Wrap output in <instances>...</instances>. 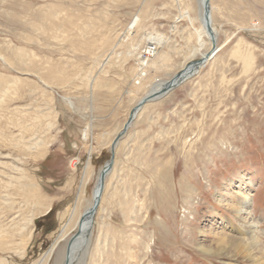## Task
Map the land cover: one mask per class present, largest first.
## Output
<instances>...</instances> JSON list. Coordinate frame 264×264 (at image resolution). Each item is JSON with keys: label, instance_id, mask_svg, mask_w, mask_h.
Listing matches in <instances>:
<instances>
[{"label": "rangeland", "instance_id": "374dc122", "mask_svg": "<svg viewBox=\"0 0 264 264\" xmlns=\"http://www.w3.org/2000/svg\"><path fill=\"white\" fill-rule=\"evenodd\" d=\"M197 2L0 0V78L18 80L7 91L0 82V192L20 178L0 200V264H36L64 233L42 263L57 264L87 167L77 216L134 106L208 51H198L197 21L178 20L187 8L197 18ZM212 5L215 56L151 101L120 140L71 264H264V0ZM153 41L158 53L144 61ZM241 202L247 213L236 215L230 206ZM251 224L252 259L235 251L251 242ZM220 241L233 245L218 250Z\"/></svg>", "mask_w": 264, "mask_h": 264}, {"label": "bare ground", "instance_id": "6f19581e", "mask_svg": "<svg viewBox=\"0 0 264 264\" xmlns=\"http://www.w3.org/2000/svg\"><path fill=\"white\" fill-rule=\"evenodd\" d=\"M198 4V15H197V18L194 17V14H193V11L191 8H187L185 9L184 11H182V13L180 14L178 20H185V21H188L190 23V25L193 27L194 25L196 26V21L197 23L200 25V30L197 31V42L199 43L198 46V51H202V49H208V53L206 52V54H204V52L200 53L201 55V58L203 57H207V55L209 54V56L206 58V62L203 66L206 65L207 61L214 57L215 53L217 52V39H218V30L214 27V21H213V15H212V11L214 9L213 5H212V0L209 1V7H210V22H211V28H212V34L210 35L206 29V24H205V15H204V12H205V5H206V1L205 0H198L197 2ZM216 40V49L215 51H212V48H213V40ZM160 43L157 42V41H153L151 42L147 47L149 48L150 46L151 47H155L154 49L156 51H154V55L153 57L151 58H148L147 60H144V61H148L152 58H155L157 53H158V50H159V45ZM146 47V49H148ZM146 49L143 51V53L145 54L146 53ZM150 50V48H149ZM211 52V53H210ZM26 53L23 54V56L25 57ZM29 55V54H28ZM214 55V56H213ZM249 58V56H247V59ZM7 61V60H6ZM195 62V61H193ZM193 62H190L188 63L184 69L180 72L182 73L184 70H187L186 68L189 67V65H192ZM23 64V63H22ZM28 65V64H27ZM25 66V65H23ZM200 67V68H202ZM199 68V69H200ZM199 69H194L190 74H187L186 75V79H189L190 77H192L194 74H196L198 72ZM191 69L189 68V70H187V72H190ZM179 73V74H180ZM146 75L147 73L145 71H140L139 74L137 75V79H139L138 81V85H141L143 82V80L146 78ZM178 75V74H177ZM176 77V75L174 76ZM174 79V78H173ZM0 82H5V86L3 87V91H7V90H10L12 88H16V85H17V82L18 80L17 79H3V78H0ZM171 81L169 82H161V83H157L156 86H153L151 88V90L149 91V93L144 96L138 103L137 105L134 106V108H136L138 105H140V103H142L144 100L148 99L150 96H153L155 94H158L159 92L163 91L164 88H166V86L170 83ZM168 94V93H167ZM155 99V98H154ZM152 100H149L147 101L146 103L144 102L138 110L137 112L134 113L133 115V119H132V122H131V125L135 122V120L138 118L140 112L149 104L151 103ZM133 108V109H134ZM132 109V110H133ZM132 110L129 114V117H128V120L129 118L131 117V113H132ZM128 122V121H127ZM127 122L125 123V125L127 124ZM50 125V124H49ZM125 125L121 128V130L117 133L116 137L122 132V130L124 129ZM87 130V129H86ZM87 133V132H86ZM88 138V134L85 135L84 139L87 140ZM115 140V139H114ZM111 142V145L113 143V141ZM16 142V141H15ZM32 144V143H31ZM120 144V142H119ZM119 144L117 145L116 149L118 148ZM28 145H25V147L27 148V150H31L30 147H27ZM34 146V145H32ZM111 148V146H110ZM35 149V148H34ZM117 151V150H116ZM31 155V154H30ZM12 164V163H11ZM116 164V163H115ZM2 165V164H1ZM74 165V164H73ZM3 166H6V167H9L10 169L13 170L12 174L14 172H16L15 174H23V171L17 167L16 165H10V164H3ZM90 168V167H89ZM89 168L87 167V170L85 172V175L83 177V180H82V183L79 187V191H78V194H77V200H76V206L73 208V210L69 211L68 214H69V217H70V222L69 223H72L73 224V228L75 230L74 234L69 238V240L67 241V245H66V248H65V252L64 254L61 253V252H57V264H66L69 262V264H71L74 260H75V257L77 256V253L79 251H81L88 243V239H89V234H91V231L94 227V224H95V216L97 215V212L99 210V207L101 205V202H102V198H103V193H104V189H105V186L103 187V189L100 191L99 188H95V192L93 194V199H92V202L90 203V205L84 210V212L82 214H80L79 216L76 215V212H77V209H78V206L79 204L81 203V201L83 200L84 196H85V193H86V186H87V183H88V180H89V177H90V174H89ZM114 168V167H113ZM9 170V169H8ZM113 170V169H112ZM112 172V171H111ZM110 172V173H111ZM3 174H9V173H6L5 171L4 172H1ZM25 174V173H24ZM10 177V180L7 182V185L5 184L3 189H6L5 192H0V200L4 201V200H8V198L11 196V194L9 193V188L16 185L14 184V181L17 182L18 180H20L19 177H16V176H9ZM99 177V176H98ZM107 179V177H106ZM1 181V180H0ZM106 181V180H105ZM3 184V183H2ZM97 185V183H96ZM17 186V185H16ZM18 187V186H17ZM5 193V194H4ZM97 193L100 195V203H99V206L97 209H95V212L90 219H86V220H82L83 218V215L85 214V212L89 211L93 206H94V203H95V200H94V196L97 195ZM4 194V195H3ZM10 201V200H9ZM5 202V201H4ZM240 202V201H239ZM2 203V202H1ZM231 208L234 209V214L236 215H243V214H246V210L247 208L243 205V202H241V205L240 206H230ZM249 215V214H248ZM249 225V222L247 223ZM246 224V225H247ZM249 227V231H247V235L249 236V238L251 240V242H248L247 244H238L236 247H235V251H238V250H244L246 251V255H247V258H254L253 256V252L254 250L252 248H254V244L256 245L257 244V239L255 238L254 234H256V230H254L256 227H255V224H251ZM1 232V231H0ZM79 233L78 237L73 240V242H71L72 240V237ZM89 233V234H88ZM253 234V235H251ZM3 237V236H2ZM1 238V236H0ZM66 236L64 233L61 234L59 240L57 241V243L43 256L42 260L37 262L36 264H42L45 260H49L50 257L55 253L56 251V248H57V244L65 239ZM70 241L69 245H68V242ZM228 244H231L233 245L232 243H228L226 241H220L219 242V246L217 247V249H223L225 246H227ZM67 246H68V250H67ZM71 250L70 254H68V251ZM258 260H255L254 258V264H258L257 263ZM261 261H259V264H260Z\"/></svg>", "mask_w": 264, "mask_h": 264}, {"label": "water", "instance_id": "95a60500", "mask_svg": "<svg viewBox=\"0 0 264 264\" xmlns=\"http://www.w3.org/2000/svg\"><path fill=\"white\" fill-rule=\"evenodd\" d=\"M205 1H206L205 12H204L205 24H206V29H207L208 33L211 35L213 31H212V28H211V22H210V18H209V16H210L209 1L210 0H205ZM215 49H216V40L214 39L213 40L212 51H215ZM208 56H209V54L207 55V57ZM207 57H203L200 60L193 62L192 65H189V67L186 68L187 70H189V68H190L191 69L190 72H187V70H184L182 73L176 75V77H174V79L166 86V88H164L163 91H161L158 94H155L153 96H150L148 99L144 100L142 103H140V105H138L136 108H134L132 110L131 117L129 118L127 124L125 125L124 129L122 130V132L115 138V140L113 141V143L111 145V154H112L111 159H110V161L108 163L105 164L103 169L100 171L96 188H99L100 191H101L103 189V187L105 186L106 177L110 174V172L112 171V169H113V167L115 165V162H116V147L119 144L120 140L125 136V134L127 133L128 129L131 127V122H132L134 113L137 112V110L142 105H144L143 104L144 102L146 103L147 101L152 100V99L153 100H158L161 97L165 96L170 91H172L175 88H177L178 86H180L185 81V79H186L185 77H186L187 74H190L194 69L197 70L200 67H202V65L205 64ZM94 200H95L94 206L89 211L85 212V214L83 215V218H82L83 221L86 220V219H90L91 220V218H92V216H93V214L95 212V209L98 208L99 203H100V195L98 193H97V195L94 196ZM78 235H79V233L75 234L72 237L71 242H73V240H75L78 237ZM70 251L71 250L68 251V254L71 253ZM66 264H69V262L66 263Z\"/></svg>", "mask_w": 264, "mask_h": 264}, {"label": "built area", "instance_id": "2783aa9c", "mask_svg": "<svg viewBox=\"0 0 264 264\" xmlns=\"http://www.w3.org/2000/svg\"><path fill=\"white\" fill-rule=\"evenodd\" d=\"M148 48V47H147ZM149 48H150V50H149ZM148 49H146V53L144 54H142L143 55V60H147L148 58H151V57H153V55H154V51H156L154 48L155 47H149ZM145 50V49H144Z\"/></svg>", "mask_w": 264, "mask_h": 264}]
</instances>
